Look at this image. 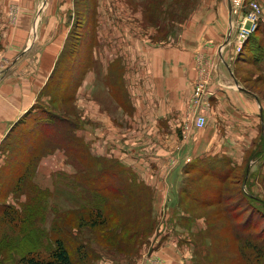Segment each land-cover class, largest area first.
I'll use <instances>...</instances> for the list:
<instances>
[{
    "label": "rangeland",
    "instance_id": "374dc122",
    "mask_svg": "<svg viewBox=\"0 0 264 264\" xmlns=\"http://www.w3.org/2000/svg\"><path fill=\"white\" fill-rule=\"evenodd\" d=\"M43 1L39 0V3ZM121 1L51 0L46 13L59 16L61 28L58 37L64 40L63 48L56 59L50 83L44 90V98L31 110L25 124L13 129L0 146V201L22 212L31 198L32 203H36L38 198L45 197L43 211L48 219L42 226L39 225L40 231L46 234L52 229L53 219L64 215L63 221L70 227L74 239L72 264H140L141 259L147 256L150 264H164L168 255L163 251L172 248L180 249L183 254L181 261L173 264H237L242 257L231 226L237 221L233 222L228 216L226 206L235 207L234 212L239 210L242 213L239 221L249 215L252 221L253 218L260 221V228L264 229V152H261L264 129L257 119H244L233 120L228 131L200 133L209 126L210 120L214 121L216 130L220 127L218 122L222 120L212 111L213 99L219 88L225 87L224 84L235 93L233 101L241 106L243 104L237 88L224 82L230 78L228 73L225 78V74L221 75L217 84L211 85V79L218 70L216 60L213 57L209 59L202 52L196 57L201 75L193 84L185 117H177L174 125L169 119L160 117L158 111L152 119L147 118L144 111L148 95L145 94L144 98L143 87L140 89L143 80L140 84L137 75L138 70L143 68L138 62L144 65L142 47L147 41L163 46L178 42L185 32L190 31L189 23L193 14L197 13L199 0H128L130 5ZM257 1L264 13V0ZM18 3L7 0V5H0V18L7 17L8 23L15 25L13 19L20 6ZM122 7L123 15L120 14ZM219 14L224 24L228 25L225 23L226 12ZM68 15H72V20ZM47 17L44 24H47ZM42 24L40 19L35 26L39 28ZM5 26L0 27L2 32ZM150 26L155 28L152 32L148 31ZM230 26L233 27L231 39L234 42L227 49L233 48L229 53L236 64L235 76L243 88L257 95L258 105L264 113V55L262 59H257L254 47H245L244 53H237L236 15L231 19ZM256 38L264 52V15ZM0 41V48H3L5 41ZM132 55H136V62ZM113 57L120 59L109 70ZM229 63L233 66L232 62ZM225 65L222 62L221 68ZM113 71H121L115 82ZM86 81L87 94L81 88ZM95 84L97 91L92 90ZM134 86L140 93L131 92ZM203 87L207 89V97L199 114L206 116V123L196 133L198 142L204 143L201 146V142L197 145L195 139L190 143L195 135L190 119L196 108V93ZM228 98V103H231V98ZM241 106L238 107L243 110ZM209 111H212L210 120ZM229 111L233 115L242 114L234 108ZM49 118L55 121L50 123ZM47 126L49 129L44 132ZM137 131L140 132L135 134ZM70 135L72 147L67 140ZM130 135H135V143L128 141ZM146 146L155 150L151 165ZM184 147H189L192 154L187 161V154H181V162L169 175L168 170L175 156ZM82 148L86 159L76 156L75 151ZM160 155L164 161H158ZM134 156L139 157V161ZM209 160L217 161L213 164L217 165L215 170L212 166H205L204 162ZM108 166L114 172L127 171L124 179H129L128 184L135 173L140 181L153 189L150 211L156 219V228L134 258L125 256L124 252L106 243L103 234L108 230L104 226L90 225L89 219L94 217L107 226L118 223L110 203L111 193H96L97 188L114 189L112 185L118 181L111 177L110 171L106 173L105 181L94 182ZM218 169L222 174H217ZM195 185L200 187L201 192L197 191L195 196L207 198L209 206L196 205L195 202L190 205L187 201ZM202 185L210 186L203 188ZM224 186L226 190L223 191ZM247 194L255 200H249ZM218 195L225 199L222 204ZM183 201H187L186 204ZM162 202L166 203L165 207H161ZM134 205L129 209L130 219L138 210L139 204ZM143 208L149 213L148 202ZM146 212L143 213L146 215ZM183 217L193 219L187 223L189 228L180 224L179 219ZM207 232H214L215 238L206 236ZM53 237L56 234L43 240L44 258L52 249L48 252L47 246L52 243ZM197 242L203 243L204 247L196 246ZM196 250L201 257H197ZM244 250L248 256L251 255L252 250ZM237 257L234 261L233 258ZM258 262L264 264V257ZM242 263L247 264L246 261Z\"/></svg>",
    "mask_w": 264,
    "mask_h": 264
},
{
    "label": "crops",
    "instance_id": "0c3cea01",
    "mask_svg": "<svg viewBox=\"0 0 264 264\" xmlns=\"http://www.w3.org/2000/svg\"><path fill=\"white\" fill-rule=\"evenodd\" d=\"M5 1L0 2V5H7V0ZM13 1L15 3L23 2L22 4L18 3L20 6L18 12H16V17L13 19L15 25H10L7 17L5 19L0 18V27L3 24L6 25V29L3 32L0 29V39H4L5 41L4 47L0 48V146L9 137L13 129L25 124V120L32 113L31 110L44 98L43 91L51 80L56 59L63 48L62 41L64 43V40L58 37V32L61 28L59 16L48 12L46 13V10L51 5V0H44L42 4L39 3V0H11V2ZM121 2L124 5H130L128 0H122ZM196 10L197 13L193 14L189 23L190 31L185 32L178 42L163 46L162 44L154 45L147 41V44H144L142 47V60L144 65L138 62L139 67L143 66V68L142 70H138L137 75L140 84H142L141 80H143L140 89L143 87L144 98L145 94L148 95L145 98V116L152 119L156 111H158L160 117L169 119L172 125H174L177 117L182 119L185 117L193 84L201 75L196 57L203 53L209 59L213 57L216 60L218 70L211 80L217 84L220 81L221 75L225 74V78L228 73L230 78L225 79L224 82L231 83V86L237 88V94L240 96L243 104L241 106L235 100L233 101L234 98L232 96L235 93L226 88V84H224L223 86L225 87H220L217 96L214 98L215 100L213 99L214 109L212 111L217 115V118L219 117L222 120L221 123L218 122L220 127L217 130L215 129L214 121L212 122L210 120L212 111H209V126L201 130L200 133L217 134L220 131H228L230 123L233 120L244 119H257L260 126L264 129L263 108L258 105L257 95L243 88L237 80L235 76L236 64L234 63L233 55L229 53L233 48H223L231 24L229 1L199 0ZM224 11L227 16V18L225 16V23L227 22L228 25L224 24L222 16L220 14L218 15V13ZM123 13L124 8L122 7L120 14L123 15ZM46 17L48 18L46 23L48 24L49 21V25L44 24ZM68 17L72 20V15H68ZM40 19L43 24L38 28V25L35 26V23L38 22L39 24ZM35 27L36 29H34ZM152 28L154 27L150 26L148 31L152 32ZM132 56L134 57V62H136L138 60L136 55ZM118 59L120 57H113L110 60L109 70L111 65ZM229 61L233 63V66ZM222 62L226 64L223 69L221 68ZM120 72L113 71V74L116 75L113 82L116 81ZM86 84L87 81L81 88L87 94L88 88ZM136 87L134 86L131 92L140 93V90L138 91ZM92 90L97 91L96 84ZM127 92L129 93L128 90ZM228 97L231 98V103H228L230 101ZM238 106H241L243 110L239 109ZM143 108L141 109L142 112ZM230 108H234L235 111L242 112V114L233 115L229 111L231 110ZM244 112H247V114ZM190 122L192 132H195V135L192 136L193 139H190V143L197 140V145L201 142L202 146L204 143L202 141L198 142V139H196V133L199 132V129L195 127L193 115L191 116ZM164 123L166 124V122ZM138 132L140 131L134 133L137 134ZM128 141L135 143V135H130ZM144 148L148 150L146 153L150 156L151 165L153 160L152 155L155 153V150L152 151V146H146ZM160 148L163 149L164 147L160 146ZM180 151L175 156L176 158L168 170L169 175H171L178 163L181 162V154H187L186 160L192 154L189 147L181 148ZM161 156L157 158L158 161H164V158ZM134 158L138 159L136 161L140 159L137 156H134ZM135 163L139 164L141 161ZM130 165L132 164L130 163ZM165 204L162 202L161 207H165ZM163 252L168 255L164 264L178 263L183 256L180 253V249L176 250L172 248ZM148 263L150 264L148 256L141 259L140 264Z\"/></svg>",
    "mask_w": 264,
    "mask_h": 264
},
{
    "label": "trees",
    "instance_id": "16d2710c",
    "mask_svg": "<svg viewBox=\"0 0 264 264\" xmlns=\"http://www.w3.org/2000/svg\"><path fill=\"white\" fill-rule=\"evenodd\" d=\"M260 29L261 22L256 32L252 34L249 40L245 43V46L240 54L244 53L247 48L251 49L254 47L253 51L254 54L257 53V59H262L264 55L263 48L258 46V39L256 38V34L260 31ZM245 47L247 48L245 49ZM60 86H62V83ZM47 120L50 123L55 121V119L52 118ZM48 129L49 128L47 126L43 131L46 132ZM71 138L72 137L70 135V138L67 139L70 140V144ZM84 152L85 150L83 148L75 151L76 156L86 159L84 158ZM261 152H264V146ZM117 162L120 163V161ZM215 162L217 161L209 160L205 161L204 164L208 167L212 166L215 170L217 166L213 165ZM120 165L122 164L120 163ZM107 172H110L111 177H115L118 181L114 182L113 179H110V181L112 180L114 182L112 186L115 188H97L96 193L98 195L105 194L106 192L111 193L110 203L114 211V216L117 217L118 223H112L107 226L103 224L100 219L94 217L89 219L91 222L90 225L92 227L104 226L105 230H108L106 234H103L106 243L109 246L115 247L118 250L124 252L125 256L128 255L130 258H134L135 256L139 255L140 249L145 243L144 241L156 228V219L150 211V206L153 200V189L146 183L140 181L135 173L132 176L130 184H128L129 179H124V176L127 177V171L123 172L121 170V172H114L109 166L108 168H105V170L100 175L96 176V180H94V182L101 180L105 181ZM213 174L216 175L214 172ZM217 174H222V171L218 169ZM216 176L219 178L218 175ZM88 178H90V176H88ZM208 186L210 185H202L201 187L207 188ZM214 189L216 192H218L215 187ZM224 190H226V186L223 187V191ZM197 191L200 192V187L195 185L192 193L189 196V200H187L190 202V205L191 202H195L196 205L209 206L207 204V198L203 199L199 196H195ZM246 196L249 200H255L250 194H247ZM217 198L220 204L225 201L222 195H218ZM187 201H183V204H186ZM147 202L149 205V213H147L143 208ZM45 203V197L38 198L36 203H32L31 198L30 203H28L25 206V209L21 212L12 205H8L6 203L4 204L2 201H0V264H72L71 249H73L74 246V239L72 238L70 227L65 225L63 221L64 215H57V219H53L52 229L49 232L45 234L44 232L40 231L41 229L39 225L42 226L47 222L48 219L43 211ZM134 204H139L138 210L134 212L132 218L130 219L129 209L135 206ZM190 205L189 207L191 208ZM226 208L228 211L227 214L233 220V222L237 221L235 225L233 223L231 225L232 235L235 238L234 240H236L239 244L238 250L240 256L242 257L239 258L237 264L242 263V261H246L247 264H260L261 262L258 261L262 260L264 257V229L260 228V221L255 220L253 217L252 218L254 221H252L251 216L249 215L246 217V219L239 221L242 213L239 212L238 209V211L234 212L235 207L226 206ZM143 212H146V215ZM134 220H136L135 223H133ZM179 221H181V225L188 227L187 223H190V221L192 222L193 219L183 217L179 219ZM127 224H129L128 228ZM130 224H132L131 227ZM113 226L114 230L111 231ZM54 234H56V237H53L52 243L48 244L49 246H47L48 252L51 248L52 249L49 252L48 257L44 258L42 256H44L46 253L42 251V249L45 248L43 240L44 238L51 239ZM206 236H210L213 239L215 238L214 232H207ZM196 246L202 248L204 247V244L197 242ZM244 249L252 250L251 255L248 256ZM196 252L197 257L202 256L199 250H196ZM233 259L235 261V259H238V257Z\"/></svg>",
    "mask_w": 264,
    "mask_h": 264
},
{
    "label": "built area",
    "instance_id": "2783aa9c",
    "mask_svg": "<svg viewBox=\"0 0 264 264\" xmlns=\"http://www.w3.org/2000/svg\"><path fill=\"white\" fill-rule=\"evenodd\" d=\"M232 17L238 18V28L236 34L235 51L240 53L246 41L254 34L263 20V8L256 0H230ZM215 81H211V85ZM207 97V89L205 87L198 89L196 93V108L194 110V124L197 129L204 127L206 116L199 114L202 105Z\"/></svg>",
    "mask_w": 264,
    "mask_h": 264
},
{
    "label": "water",
    "instance_id": "95a60500",
    "mask_svg": "<svg viewBox=\"0 0 264 264\" xmlns=\"http://www.w3.org/2000/svg\"><path fill=\"white\" fill-rule=\"evenodd\" d=\"M229 1V7H230V15H231V6H230V0H228ZM232 29H233V27L232 26H230V31H229V34L227 35V38L225 39V42H224V44H223V47L225 46V45H227L228 44V42H229V40H230V38H231V34H232Z\"/></svg>",
    "mask_w": 264,
    "mask_h": 264
}]
</instances>
